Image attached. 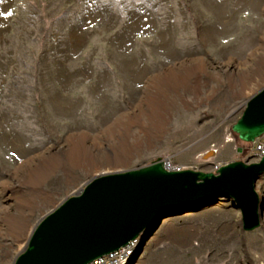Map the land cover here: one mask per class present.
<instances>
[{
  "label": "rangeland",
  "instance_id": "1",
  "mask_svg": "<svg viewBox=\"0 0 264 264\" xmlns=\"http://www.w3.org/2000/svg\"><path fill=\"white\" fill-rule=\"evenodd\" d=\"M263 87L264 0H0V264L103 174L256 162L231 128ZM233 206L166 216L135 264H264Z\"/></svg>",
  "mask_w": 264,
  "mask_h": 264
},
{
  "label": "water",
  "instance_id": "2",
  "mask_svg": "<svg viewBox=\"0 0 264 264\" xmlns=\"http://www.w3.org/2000/svg\"><path fill=\"white\" fill-rule=\"evenodd\" d=\"M231 129L246 144L264 137V87ZM263 175L264 157L223 164L216 172L169 171L159 159L144 168L103 174L35 227L14 264H91L141 239L135 264L163 218L220 198L234 202L242 232H253L264 220V200L256 190Z\"/></svg>",
  "mask_w": 264,
  "mask_h": 264
},
{
  "label": "built area",
  "instance_id": "3",
  "mask_svg": "<svg viewBox=\"0 0 264 264\" xmlns=\"http://www.w3.org/2000/svg\"><path fill=\"white\" fill-rule=\"evenodd\" d=\"M253 148L249 151L247 159L249 161H260L261 158L264 157V143L261 142V139L256 140L252 143ZM164 166L169 171H180L183 170L181 167L174 166L171 160H163ZM223 164H219L215 166L214 172H216L220 166ZM142 244V240L138 239L128 246L120 249L117 252H114L108 256L102 257L91 264H131L134 258L136 257L140 246Z\"/></svg>",
  "mask_w": 264,
  "mask_h": 264
}]
</instances>
